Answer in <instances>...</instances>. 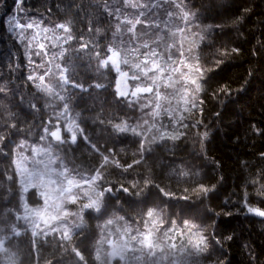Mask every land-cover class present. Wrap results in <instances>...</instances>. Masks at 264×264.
Segmentation results:
<instances>
[{"label":"trees","instance_id":"1","mask_svg":"<svg viewBox=\"0 0 264 264\" xmlns=\"http://www.w3.org/2000/svg\"><path fill=\"white\" fill-rule=\"evenodd\" d=\"M144 2L148 4L144 11L161 29L165 24L170 28L183 26L182 19H169L167 15L168 11L178 12L174 2ZM117 7L123 9L122 0H22L19 5L16 0H0V86L8 90L6 94L0 93V125L11 123L8 116L13 113L17 127L23 129L11 135L0 151V240L5 241L3 247L16 255L17 264L19 261L23 264H101L105 258L96 259L97 249L107 252L101 241L108 236L110 227L114 232L125 222L136 227L149 209L159 207L167 218L165 229L171 227L172 220L178 227L188 220L199 225L208 238L207 251L197 253L188 248L187 236L176 235L182 241L180 246L187 249L177 253L183 264H264V217L249 213L245 207L247 194L249 204L264 208V196L259 194L264 184V0H183L184 9L192 14L190 26L197 33L193 36L196 46H188L184 41V48H192L191 55H199L202 63L216 69L210 73L211 88L203 94L202 113L196 110L191 116L185 114V123L190 125L196 120L201 123L195 128H180L185 133L180 139L147 144L149 151L144 153L140 164L129 170L126 180L121 179V169L109 166V179L114 181L115 188L118 189L120 183L129 184L138 178L137 174H140L139 187L130 194L114 190L106 197V211H86L81 227L73 232V239L66 247H60L63 242L58 236L33 238L27 229V221L22 218L24 205L31 207L42 201H38L35 189L24 192L18 179L13 161L17 151H24L16 149L22 140L27 141V156L32 154V146L43 143L46 147L51 142L55 156L64 167L81 175L97 167L102 158L100 153L107 155L108 150H113L122 165L141 158L139 149L143 137L117 133L109 121L127 120L133 126L145 119L151 123V117L145 115L150 109L140 107L147 100L140 99L129 107L128 100L117 99V74L99 69L98 61L90 62L88 53H79L80 59H76L77 53L73 51L79 47L81 35L105 48L114 42L117 21L109 13ZM31 20L49 27L72 22L77 39L71 45L68 60L74 78L85 87L90 86L86 92L72 90V111L79 113L78 122L83 129L76 143L58 145L50 137L41 140L45 122L52 118L55 125L53 113L62 106L56 103L54 107H47L48 98L28 79L34 65L29 64L27 42L21 41L15 22ZM138 31L149 30L141 25ZM200 35L204 37L202 41ZM180 38L179 34L175 37L177 44ZM225 48L230 53L232 48L239 51L219 57V51ZM214 58L224 62L217 68ZM97 83L104 87L96 88ZM221 86H226V91L213 97L212 93L218 92ZM33 103L39 110L31 108ZM203 133L207 135L201 139ZM154 134H157L155 130L149 133V139ZM68 138L65 134V139ZM92 144L100 152L93 151ZM183 172L190 175L182 176ZM149 173L156 184L175 193V198H165L155 186L145 188L143 178ZM199 184L212 190L207 195L193 191ZM183 196L188 199H181ZM18 216L21 219H17ZM118 217L125 219L119 221ZM109 219L116 223L109 227ZM13 226L20 236L12 237ZM139 227L143 228V224L139 223ZM73 246L81 251L84 261H79L71 251ZM166 264H170V258Z\"/></svg>","mask_w":264,"mask_h":264},{"label":"snow or ice","instance_id":"2","mask_svg":"<svg viewBox=\"0 0 264 264\" xmlns=\"http://www.w3.org/2000/svg\"><path fill=\"white\" fill-rule=\"evenodd\" d=\"M19 5L22 0H16ZM174 2L178 12L168 11L169 19L180 18L183 26L176 25L170 28L165 24L161 29L159 23L150 19L144 9L148 4L144 0H122L123 9H131V12L124 11L117 7L114 12H110L117 21L114 42L109 43L106 48L101 47L95 41L85 40L79 37V47L74 49L77 53L76 59H80L79 53H88L89 61H98L99 69H109L117 74L115 92L117 99L128 100L129 107H133L140 99L147 100V103L140 105L141 109H150L145 115L151 117V123L145 119L143 123L135 126L127 120L111 124L117 133H130L133 136L143 137L140 140L141 158L134 160L132 164L122 165L116 159L113 150H108L109 154L100 153L101 161L99 165L91 169L87 174L76 173L70 175L69 170L60 162V169L53 167L59 161L53 151V144L49 142L46 147L32 146L31 156L25 155L26 140H22L16 149L24 151L16 152V159L13 163L16 166L17 174L21 178L23 191L35 189L38 193V202L35 206L25 205V215L22 217L32 225L31 235L33 238L50 235L58 236L62 241L60 247H66L73 239V231L83 223V214L86 211L101 213L107 209L106 197L115 191L131 193L140 184V174L129 184L120 183L119 188H115L114 181L109 179L111 173L107 171L109 166L121 169V179L126 180L127 173L134 165L140 164L144 159V153L149 151L147 144L157 140L171 139L177 140L185 135L180 128H195L201 122L185 123L186 116L193 115L196 110L203 111V94L210 88L212 79L210 73L215 68L208 67L201 62L199 55H191L192 48L185 49L184 41L188 34L196 36L192 32L190 20L192 14L183 7V0H169ZM158 7V5H157ZM143 26L149 31L139 32L138 26ZM15 28L19 29L21 41H26L28 49V61L34 65L32 73L28 79L33 82L38 92L48 98L47 107H54L59 103L62 107L55 110L53 118L56 123L53 125L52 118L45 122L43 127L44 135L41 140L48 137L58 145L65 143H76L78 135H83V129L78 122L79 113L73 114L72 99L73 89L89 91L84 83L79 82L73 76L72 66L68 60V54L72 43L77 39L73 34L72 22L56 23L51 27L43 25L42 22L31 20L28 22H15ZM155 29V31H151ZM31 30V31H29ZM91 31V29H90ZM180 35L179 44L175 37ZM127 36V39L124 37ZM202 35L199 40H203ZM171 40V42H169ZM196 46V41L192 42ZM67 46V47H66ZM55 49L56 51H53ZM143 49V51H142ZM239 49L232 48L231 53L238 52ZM179 53V56L176 53ZM228 49L219 51V57L231 54ZM33 57H39L37 62ZM218 68L224 61L221 58H214ZM96 88L103 85L97 83ZM7 88L0 86V93H7ZM226 91V86H221L218 92H213L216 97L221 92ZM175 101V104H173ZM31 108L39 110L35 103ZM167 115L174 125L171 129L159 123L158 118ZM8 119L11 123L0 125V151H3L6 141L13 134H19L23 129L17 127L15 115L9 113ZM104 121L101 120V123ZM147 126V127H145ZM155 133L149 139V133ZM65 134L68 139H65ZM207 133L201 135V139ZM87 139V137H85ZM90 143V141H89ZM93 151L100 152L95 145H91ZM15 150V149H14ZM46 158V163L45 159ZM182 176H189L188 172L181 173ZM145 188L155 186L162 196L168 199L175 198V193L161 187L155 183V178L151 173L143 178ZM214 187V186H213ZM212 189L204 184H199L193 191H198L207 195ZM143 191V190H141ZM187 192V189H185ZM140 194V193H138ZM259 194L264 196V184L259 189ZM187 200V196L180 197ZM68 205H76L77 211H73ZM245 207L253 215L264 217V208L252 206L247 202L245 195ZM73 217H79L81 223L75 224ZM21 219V217H17ZM119 221H124V217H118ZM167 218L163 214V209L159 207L149 209L136 227L127 222L123 227L117 228L114 233H110L112 239H105L101 244L107 243L109 251L97 249L96 259H104V264H112V260L119 259L123 264H159L164 257L170 258V264H183V259L177 253H184L187 249L175 243L176 235L188 237V248L197 253H203L208 249V238L203 234L199 225L192 221L185 220L181 227L177 226L175 220L171 221V227L165 229ZM115 220L109 219L107 225H113ZM143 224V228L139 227ZM163 232V238L161 237ZM12 237L21 234L16 231V226L11 228ZM175 235H170V234ZM35 239L32 244L35 247ZM5 241L0 240V246H4ZM7 255V248L3 247ZM71 251L79 261H84L81 251L73 246ZM8 264H17L15 254L8 256ZM23 264V261H19Z\"/></svg>","mask_w":264,"mask_h":264},{"label":"rangeland","instance_id":"3","mask_svg":"<svg viewBox=\"0 0 264 264\" xmlns=\"http://www.w3.org/2000/svg\"><path fill=\"white\" fill-rule=\"evenodd\" d=\"M191 30H192V32H195L196 30L194 29V28H191ZM194 41V37H193V35H191V33H189L188 34V37H187V41L185 40V43L186 44H188V46H192L193 44H192V42ZM171 42V41H170ZM199 42H197V44H198ZM173 104H175V101H173ZM158 121H159V123H162V124H164V125H166V126H168V128L169 129H171L172 127H175V126H177V125H174L173 124V122H172V120H170L169 118H168V116L167 115H162L161 117H159L158 118ZM37 147H44V144L42 143L41 145H37ZM32 155V154H31ZM30 155V156H31ZM43 159H45V163L47 162L46 161V158H43ZM60 162H62L60 159H59V161L57 162V164L56 165H53V167H55V168H57V169H59V170H62V169H60ZM68 170H69V174L70 175H75L77 172L75 171L74 172V170H72V169H70V168H68V167H66ZM18 175V174H17ZM18 179H19V181H20V183H21V178H20V176L18 175ZM21 185H22V183H21ZM22 188H23V186H22ZM26 205V204H25ZM25 205H24V215H25ZM68 207L70 208V209H72L73 211H77L78 209H77V206L76 205H68ZM24 215H23V217H24ZM72 220H73V222L75 223V224H80V219H79V217H73L72 218ZM26 226H27V229L30 231V232H32V225L30 224V223H26ZM111 225H109V227H110ZM120 225H118L117 226V228H121V227H119ZM81 227V226H80ZM77 229V228H76ZM76 229H74V231L76 230ZM73 231V232H74ZM108 232V236L107 237H104V239H112L113 237L110 235V233H114V229H112L111 227L109 228V230L107 231ZM170 235H175L174 233L173 234H170ZM162 238H163V235L161 236ZM103 239V240H104ZM175 243L178 245V246H180V244L182 243V241L176 236V238H175ZM105 245H106V247H107V251H109L110 249H109V247H108V245H107V243H105ZM7 255L4 253V251H3V246H0V264H8V256L9 255H11L8 251H7ZM167 259H168V257H164L163 259H161L160 260V263L161 264H166V261H167ZM114 261H119V264H123V262H121L119 259H114V260H112V264L114 263ZM101 264H104V263H101Z\"/></svg>","mask_w":264,"mask_h":264},{"label":"bare ground","instance_id":"4","mask_svg":"<svg viewBox=\"0 0 264 264\" xmlns=\"http://www.w3.org/2000/svg\"><path fill=\"white\" fill-rule=\"evenodd\" d=\"M165 215V214H164Z\"/></svg>","mask_w":264,"mask_h":264}]
</instances>
